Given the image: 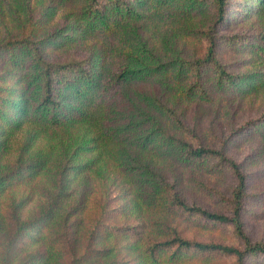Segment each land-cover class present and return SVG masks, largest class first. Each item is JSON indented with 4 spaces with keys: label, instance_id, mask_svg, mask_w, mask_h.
Returning <instances> with one entry per match:
<instances>
[{
    "label": "trees",
    "instance_id": "obj_1",
    "mask_svg": "<svg viewBox=\"0 0 264 264\" xmlns=\"http://www.w3.org/2000/svg\"><path fill=\"white\" fill-rule=\"evenodd\" d=\"M228 3L48 0L37 16H25L16 35L0 41V158L14 134L27 131L15 158L0 163V264H211L215 255L232 256L230 264L264 259V240L243 228L248 173L226 152L233 133L242 130L260 133L258 153L264 152V68L259 67L264 43L259 33H220L229 21ZM62 8L63 21L49 29ZM161 23L173 31L157 43L152 28ZM75 36L86 44L85 54L50 57L48 48L66 50ZM175 36L199 41V50L185 53ZM220 41L249 55L222 62ZM244 63L253 67L235 69ZM222 94L259 96L262 108L237 126L229 123L225 135L204 139L185 104L216 105ZM40 135L48 136L46 143L33 147ZM196 169H225L233 180L229 194L221 195ZM109 171L130 188L121 207L136 216L131 225L106 222L103 194L94 198L91 214L83 213L88 179L102 181ZM29 182L32 191L18 198L11 193L16 184ZM182 183L219 194L227 210L187 200ZM77 184L82 187L73 200ZM32 193L37 202L24 210ZM175 217L226 225L239 243L186 237L172 223Z\"/></svg>",
    "mask_w": 264,
    "mask_h": 264
},
{
    "label": "rangeland",
    "instance_id": "obj_2",
    "mask_svg": "<svg viewBox=\"0 0 264 264\" xmlns=\"http://www.w3.org/2000/svg\"><path fill=\"white\" fill-rule=\"evenodd\" d=\"M48 0H0V41H3L8 36L16 35L23 27L22 20L27 14L37 16L42 10L43 6ZM227 14L229 21L224 23V28L220 33H243L245 35H252L259 33L261 35L259 41L264 43V4L258 0H229ZM65 9H59L54 14L50 21L48 28L58 26L64 19ZM155 32L154 39L158 43V39L164 34H170L173 31L172 27L165 24H159L152 28ZM176 42L182 46L185 53L191 51H198L200 42L190 40L182 36H175ZM90 40L87 41V43ZM72 44L66 47V50H58L53 47L48 48L50 57L64 56L65 53L80 57L85 54V46L82 41L75 36ZM90 43V42H89ZM70 44V43H69ZM218 56L222 62L234 61L238 57L242 58L249 55V52H237L231 50L227 43L220 41L217 50ZM263 66V67H262ZM253 67L251 63H244L235 67L236 70L249 69ZM259 67L264 68V64ZM235 95L222 94L220 102L216 105L202 103L195 106L194 103H186V112L189 115H194L198 120V129L204 139H211V136L225 135L230 126H237L249 117L255 116L256 112L262 108V103H259V96L242 97ZM27 137V131H18L14 134L9 142V149L0 158V163H7L14 159L18 146L24 142ZM48 136L40 135L35 137L31 142L33 147H38L46 143ZM262 142L261 134L256 131L242 130L233 133L232 141L226 148V152L236 161H240L241 169L248 173L247 176V195L245 197V206L247 210L243 214V228L253 238H261L264 240V152L258 153V147ZM195 170V169H194ZM185 173V172H183ZM199 175L208 184L214 186L221 195H228L230 186L232 185V178L229 173L223 169L216 172L198 171ZM107 178L98 181L90 177L85 190L82 192L85 206L83 213L87 217L91 214L94 206V198L99 197L100 194L104 196L107 203L108 213L106 215V222L119 226H126L135 223L137 220L129 212L123 211L121 203L127 199L130 194V188L123 177L116 171H109ZM102 182L103 186H100ZM82 187L77 184L76 190L73 193V200L78 197V192ZM12 194L15 197L23 196L24 192H30L31 182L26 185L16 184L12 187ZM91 191V192H90ZM181 191L187 200L194 199L196 203L207 206L212 210L226 211L227 207L224 202L220 201L219 194L206 193L203 190H197L190 184L182 183ZM30 202L25 205L24 210H29L37 202L38 195L32 193ZM3 196L0 197V200ZM16 198V199H17ZM6 198H4L5 202ZM3 201V200H2ZM2 205V204H1ZM4 207V205H3ZM2 208V206H1ZM5 208V207H4ZM126 210V209H125ZM4 211V210H3ZM80 215V213H79ZM172 223H176L181 229L184 236L189 238H197L205 241L223 242L226 244L238 245L231 228L215 222L186 223L180 217H175ZM80 231H83L81 228ZM124 243V238L119 234V247ZM124 254L129 256L124 250L119 251V255ZM262 256V255H261ZM261 256L246 257L245 264H264V259ZM213 264H230L232 256L215 255L209 259ZM211 263V264H212ZM63 264V263H62Z\"/></svg>",
    "mask_w": 264,
    "mask_h": 264
}]
</instances>
